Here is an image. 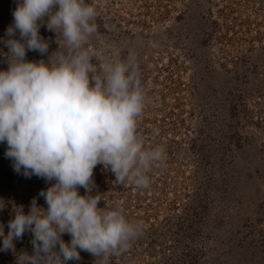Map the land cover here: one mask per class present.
<instances>
[{
    "label": "rangeland",
    "instance_id": "1",
    "mask_svg": "<svg viewBox=\"0 0 264 264\" xmlns=\"http://www.w3.org/2000/svg\"><path fill=\"white\" fill-rule=\"evenodd\" d=\"M95 3L98 31L88 46L114 59L135 53L146 92L138 133L164 151L146 188L114 182L102 165L94 169L100 206L119 204L143 225L108 264H264V0ZM16 6L0 0V37ZM40 33L48 53L28 51L29 60H47L58 47L53 31L42 25ZM6 147L0 143L5 234L13 205L28 211L36 198L46 207L39 194L54 182L16 172ZM31 239L26 232L16 240V252H31ZM80 256L69 264H94L91 253ZM0 264H15L12 250L0 251Z\"/></svg>",
    "mask_w": 264,
    "mask_h": 264
},
{
    "label": "clouds",
    "instance_id": "2",
    "mask_svg": "<svg viewBox=\"0 0 264 264\" xmlns=\"http://www.w3.org/2000/svg\"><path fill=\"white\" fill-rule=\"evenodd\" d=\"M12 14L0 37L7 48H0L7 63L0 69V143L16 172L54 182L39 194L46 207L36 198L28 211L13 205L6 234L0 223V251L12 250L15 264H69L81 251L94 264H108L143 225L119 204L100 206L94 169L102 165L114 182L146 188L148 172L164 159L163 148L146 146L138 133L146 92L135 53L114 59L88 46L98 31L95 0H17ZM42 25L56 34L58 47L47 60H29L28 51L48 53ZM26 232L32 251L16 252L15 241Z\"/></svg>",
    "mask_w": 264,
    "mask_h": 264
}]
</instances>
